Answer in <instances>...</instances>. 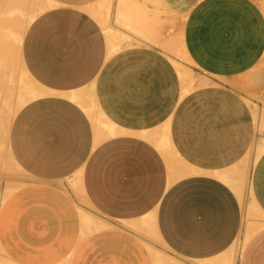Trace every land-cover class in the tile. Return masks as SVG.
Returning <instances> with one entry per match:
<instances>
[{"label":"crops","instance_id":"obj_1","mask_svg":"<svg viewBox=\"0 0 264 264\" xmlns=\"http://www.w3.org/2000/svg\"><path fill=\"white\" fill-rule=\"evenodd\" d=\"M108 4L46 0L24 29L35 92L7 132L24 178L0 202L2 253L15 264H158L157 253L264 264V148L251 163L264 140V11L196 0L175 23L179 6L136 9L137 20L162 18L149 22L161 34L139 19L132 31L146 41L112 49L125 14ZM177 41L192 61L186 77L170 56Z\"/></svg>","mask_w":264,"mask_h":264},{"label":"bare ground","instance_id":"obj_2","mask_svg":"<svg viewBox=\"0 0 264 264\" xmlns=\"http://www.w3.org/2000/svg\"><path fill=\"white\" fill-rule=\"evenodd\" d=\"M45 4H46V0H0V173L1 174H2V172H3V174L5 172H7V165L8 164H7V160H6L7 157H6V153H5V144H6V139H7L8 128L10 125L11 112L14 109V106L22 103L23 100L27 96L34 95V92H35L34 91L35 88L33 85H28V83L25 84L22 81L20 84H16V77L15 76H17V75H15V70H16V66H17V62H16L17 44L21 43L22 35H23L24 29L26 27V21L28 23L45 6ZM178 6H179V2L177 0H117L115 5H114V9L115 10L118 9L120 11V14H121L122 9H123L124 14H125L124 22L131 24V23H137L139 19H142V17L140 15H142L143 13L140 14L141 13L140 11H138V12H140L138 15V18H139V16H140V18L138 20L136 19V17H137L136 9L141 10V11H147L150 13V15L154 16V15H159L160 13H166V12H168V10L170 8L176 9V7H178ZM92 11L95 12V10H93V9H92ZM142 16H144V14ZM176 16H178V15H176ZM146 17L150 18L147 15H146ZM153 18H155V17H153ZM153 18L150 21L152 23V20H153L155 26H156V22H157V25L159 26V21L163 20L162 18H160V19L158 18L159 21H158V19L156 21V19H153ZM170 19H172V17L166 18V24H168V23L170 24V22H171V25H172V21L175 19V16H173V20L170 21ZM176 20H175V22H176ZM139 21L142 23L148 22L147 25H149V22H150V21H148V19H146V21H144V22H143V19L139 20ZM163 22L165 23V21H163ZM163 22L161 21L160 23H163ZM139 23H137V24H139ZM146 23L144 24V27H145ZM113 24L116 25L114 22H113ZM173 24H175V23H173ZM150 25L148 26L149 28H151ZM152 25H153V23H152ZM162 25L160 24V27ZM129 26L132 27V24ZM153 26H152L153 29H157V28H154ZM116 27L118 28L117 29L118 31L113 33L112 40L110 42L112 45L111 46L112 49H118V48L125 46L127 44H130L134 41H137V42L146 41L143 38L144 34L141 37L138 34L136 35L133 32H131L125 28H122L118 25ZM161 28H158L157 31L153 30L154 33L155 32L158 33V31H159L161 34V32H162V31H160V30H162ZM141 29H143V27ZM174 29H175V27L172 29V32ZM177 29H178V27H177ZM147 30L149 31V29H147ZM147 30H143V33ZM152 33H150L148 35L152 36ZM164 33H166V32H164ZM169 33H171V32H169ZM176 33H177V31H176ZM139 34L142 35L141 32ZM156 35H158V34H156ZM156 35H155V37H156ZM172 35H173V33H172ZM180 35H182V33ZM153 36H154V34H153ZM157 37H156V39H157ZM172 37H175V35ZM177 38L181 39L179 37V35ZM177 38H175V39L177 40ZM159 39H158V41H159ZM175 39L173 40L174 42L176 41ZM168 40H169V38H168ZM168 40H167V45H168ZM152 41H153V38H152ZM170 41L172 43V39ZM163 43H162V45L164 47L165 46L164 44L166 42L164 44ZM177 43L178 44L176 47H172L173 49L171 47L169 48V49H172V51L174 52V53L171 52L170 56L177 63L178 70H179L180 74L183 76L185 74L184 70L185 71L188 70V69H184V67H185V65L189 66L191 64L190 63L191 60H189V58L187 57V53L184 51V49L181 45V42L177 41ZM172 44L175 45L176 43H172ZM172 44H170V45L172 46ZM170 45H168V46H170ZM188 66H186L185 68H188ZM189 70L187 72L188 74H189ZM262 72L264 74V70H262ZM204 73H205V71H204ZM259 74H260V72H259ZM257 76H259V75H257ZM184 77H186V76L184 75ZM254 77H255V75H254ZM200 78H202V77L200 76ZM198 79H199V77H198ZM198 79H196L195 81H197ZM199 80H198L199 83L204 82L203 79H199ZM195 81H193V82H195ZM189 83H192V81H189ZM242 85H245V83L244 84L242 83ZM243 87H245V86H243ZM257 90H258V88H257ZM251 96H252V94H251ZM263 130H264V120L262 121V123L260 121V125H259V132H262ZM262 148H264V140H262L256 146L255 151H254V155H253V159H251V163L254 162L258 152L260 150H262ZM3 174L1 176H3ZM237 191H238V195L242 201V204H244V207H246L247 216H249L251 214V212H253V213L256 211L258 212V209L255 207L254 201L252 200L251 184H250V178L249 177L248 178H247V176L243 177V179L241 180V182L237 188ZM97 223L99 224V226L106 225V222L101 221V220L98 221ZM156 255H157L156 259H157L158 264H183V261L180 258L168 257V256H165L163 254H158V253ZM232 255H234L233 252H232L231 256Z\"/></svg>","mask_w":264,"mask_h":264},{"label":"rangeland","instance_id":"obj_3","mask_svg":"<svg viewBox=\"0 0 264 264\" xmlns=\"http://www.w3.org/2000/svg\"><path fill=\"white\" fill-rule=\"evenodd\" d=\"M117 0H109V4L105 7L106 9L108 8H112ZM179 2V8L181 9L178 20H176V22H181L182 18L184 16V14L186 13V11L188 10V8L193 4L194 1L196 0H177ZM262 8V10L264 11V0H255ZM137 12V11H136ZM138 13V12H137ZM183 13V14H182ZM128 16V15H127ZM130 16V15H129ZM137 18V17H136ZM175 22V21H174ZM175 22V23H176ZM116 24V23H115ZM132 24V27L129 26ZM125 23L124 24V28L133 32V23ZM26 25H27V21H26ZM117 26V25H115ZM116 29H118L117 27H115ZM129 28V29H128ZM118 31V30H117ZM173 52V51H172ZM174 53V52H173ZM16 62H17V66H16V70H15V76L16 77V84H20L21 81L24 82L25 84L28 83V85H33L32 81L30 80V78L28 77L22 62H21V58H20V43L17 44V49H16ZM31 96H27L22 103L14 106V109L11 112V118L13 117L14 113L16 112V110L25 102L27 101ZM10 118V121H11ZM5 153H6V160H7V172H5L3 174V176H1L2 174L0 173V202L2 201V199L8 194L9 191H11L13 188H15L17 185L20 184L21 180L24 178L22 172L20 171V169L18 168V166L15 164V162L13 161L10 152L8 150L7 147V143L5 144ZM7 174V175H6ZM5 175V176H4ZM11 179V180H10ZM4 187V188H3ZM4 191V192H3ZM2 194V195H1ZM0 264H15L12 261H10L8 258L5 257V255L2 253L1 249H0Z\"/></svg>","mask_w":264,"mask_h":264}]
</instances>
